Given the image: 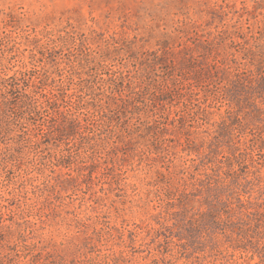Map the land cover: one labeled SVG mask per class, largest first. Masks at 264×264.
Masks as SVG:
<instances>
[{"label":"rangeland","instance_id":"1","mask_svg":"<svg viewBox=\"0 0 264 264\" xmlns=\"http://www.w3.org/2000/svg\"><path fill=\"white\" fill-rule=\"evenodd\" d=\"M261 34L264 0H0V78L92 107L118 71L143 101L59 143L0 113V264H264V92L187 89L257 72Z\"/></svg>","mask_w":264,"mask_h":264},{"label":"trees","instance_id":"2","mask_svg":"<svg viewBox=\"0 0 264 264\" xmlns=\"http://www.w3.org/2000/svg\"><path fill=\"white\" fill-rule=\"evenodd\" d=\"M225 35V34H224ZM225 39L231 38L229 35L224 37ZM259 42H264V35L261 34L256 37ZM208 44H211L208 42ZM257 50L247 48V54L244 59L252 62L253 60L259 61V64L264 63V44H261ZM235 56L234 54L232 55ZM195 60V59H193ZM233 62H236L235 58ZM222 68V69H220ZM220 70L228 73V76L223 79L220 77ZM215 71V72H214ZM36 71H21L10 77L0 78V113L2 112L5 116L10 119L17 120L19 124L23 125L25 121H32L30 125L33 126L30 131L34 132L35 137H45L49 135L54 137L55 142H63L66 139L79 140L94 133L95 130H100L102 127L110 124L108 120H114L113 116H109L111 113H117V127L120 126L121 115L128 110V104L136 103L135 107L141 112L140 107V96L142 92L137 89V87L132 86L133 81H128V86L125 84L128 76L124 75L122 72H114L109 79L101 80L100 84H97L99 91L104 89V91L98 93L101 97L99 98L98 104H93L90 106V102H86L81 98H73V94H67L65 91L49 90L46 91L43 86V80L40 79ZM242 71L240 69L231 70L226 62H217L214 65L202 66L200 67L198 73L201 77L199 82L201 85L189 84L187 89L189 90L191 96L197 97L200 92H195L196 89L206 90L212 84L216 88V92L219 89L225 91L224 98L222 100H231L237 105H241L242 101L240 96H231L226 94L232 87H241L246 89L247 86L251 85L257 88L251 95L255 103L258 99L263 100L264 92V66L262 65L256 71ZM189 73V72H188ZM209 73L210 77H206ZM217 74V75H215ZM217 78L213 83H208L209 79ZM140 80V78H139ZM157 82V79H155ZM102 83H109L108 87L103 86ZM208 83V84H207ZM120 85V89L119 86ZM135 85V83H134ZM222 87H219L221 86ZM256 85V86H255ZM137 86V85H136ZM95 86L93 90H96ZM184 88H181L179 92L180 96L187 95L183 93ZM179 89L170 88L166 85V88H160L159 94H173ZM215 94V93H214ZM189 95V94H188ZM157 97V95H154ZM216 96V94H215ZM257 96V97H256ZM149 99V98H148ZM152 102V101H150ZM263 104V103H262ZM258 110L261 108L257 107ZM128 112V111H127ZM139 113V112H137ZM43 114L48 116L49 120L53 122V125H46L42 119L45 117ZM108 118V119H107ZM113 122V121H112ZM223 126H226L225 120L222 122ZM240 124V121H238ZM69 145V144H68ZM60 146L56 145V148ZM68 149H60L59 153L61 158L64 157V152ZM218 182V181H217ZM213 182H209L211 185Z\"/></svg>","mask_w":264,"mask_h":264}]
</instances>
